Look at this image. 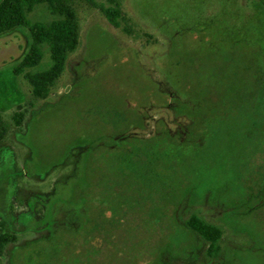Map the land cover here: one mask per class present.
<instances>
[{"label": "rangeland", "instance_id": "374dc122", "mask_svg": "<svg viewBox=\"0 0 264 264\" xmlns=\"http://www.w3.org/2000/svg\"><path fill=\"white\" fill-rule=\"evenodd\" d=\"M117 1L136 35L78 1L49 94L15 80L32 104L0 145V219L19 236L3 263L264 264V4ZM28 42L0 36V68ZM16 105L0 97L6 123ZM192 212L221 227L218 257Z\"/></svg>", "mask_w": 264, "mask_h": 264}, {"label": "trees", "instance_id": "16d2710c", "mask_svg": "<svg viewBox=\"0 0 264 264\" xmlns=\"http://www.w3.org/2000/svg\"><path fill=\"white\" fill-rule=\"evenodd\" d=\"M81 0H0V36L18 29L27 31L29 42L19 61L10 69L0 68V97L17 101L6 123L0 110V145L8 135L9 126L20 128L31 101H23V93L15 82L21 76L27 82L34 99L45 98L61 75L67 56L78 45L76 6ZM95 5L106 20L127 35L138 32L128 23L117 0H87ZM264 4V0H261ZM41 8V14L34 11ZM144 35L149 36L143 32ZM46 62L42 65L44 54ZM183 225L207 243L206 254L215 258L221 251V227L192 212ZM18 233L9 222L0 219V264L6 247L17 241Z\"/></svg>", "mask_w": 264, "mask_h": 264}]
</instances>
